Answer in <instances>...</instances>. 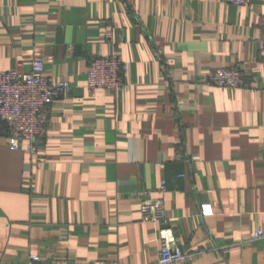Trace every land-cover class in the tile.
I'll use <instances>...</instances> for the list:
<instances>
[{"label": "crops", "instance_id": "crops-1", "mask_svg": "<svg viewBox=\"0 0 264 264\" xmlns=\"http://www.w3.org/2000/svg\"><path fill=\"white\" fill-rule=\"evenodd\" d=\"M263 34L264 0H0V70L38 59L75 86L35 153L0 126V264H158L141 214L157 196L186 264H264L247 240L264 225ZM112 54L124 86L91 90L90 62ZM229 66L243 87L207 83Z\"/></svg>", "mask_w": 264, "mask_h": 264}, {"label": "built area", "instance_id": "built-area-1", "mask_svg": "<svg viewBox=\"0 0 264 264\" xmlns=\"http://www.w3.org/2000/svg\"><path fill=\"white\" fill-rule=\"evenodd\" d=\"M233 5H248L249 0H225ZM260 54L264 56V34L259 40ZM128 67L117 54L96 56L89 64L87 87L96 89H121L125 84ZM211 86L222 88H241L244 76L238 66L218 67L207 77ZM74 84L67 81H52L44 75V63L35 60L29 72L0 70V126L7 128L13 149L27 146L35 153L39 139L48 127L46 110L62 95H69ZM166 187L163 181L160 193ZM204 214L211 212L205 206ZM142 219L160 225L161 249L158 264H183L194 260L196 253L185 251L177 242L168 226L166 205L162 196L146 197L141 203ZM264 240V225L256 229L247 239ZM11 264H44L40 256L31 254L25 262Z\"/></svg>", "mask_w": 264, "mask_h": 264}]
</instances>
